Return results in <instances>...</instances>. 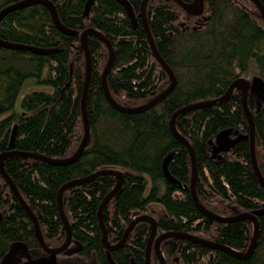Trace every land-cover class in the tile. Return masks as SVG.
Returning <instances> with one entry per match:
<instances>
[{"label":"trees","instance_id":"1","mask_svg":"<svg viewBox=\"0 0 264 264\" xmlns=\"http://www.w3.org/2000/svg\"><path fill=\"white\" fill-rule=\"evenodd\" d=\"M24 1L0 0V12ZM47 1L59 23L75 35L59 31L47 8L40 4L11 11L0 21L1 41L52 51L40 55L0 47V154L13 151L51 161L14 156L4 160L3 170L36 219L46 248L56 250L66 240L57 203L60 189L99 172H116L122 175V187L101 216L109 246L122 240L138 214L154 220L155 239L163 234H179L246 254L253 238V223H221L200 212L190 193V155L172 134L170 120L180 110L221 98L233 82L247 81L254 157L264 181V21L255 4L251 0H202L201 14L194 17L173 0H148L147 27L176 84L155 106L135 114L121 113L106 100L102 74L109 51L96 37L88 36L90 76L85 112L89 137L78 160L62 165L52 162L73 157L84 136L83 32L95 31L112 47L113 63L106 84L118 106L142 107L163 93L170 80L147 41L140 15L143 0H125L135 16V28L115 0H94L86 17L83 13L87 0ZM257 1L264 9V0ZM27 80L51 91L27 94L20 112H16L15 103ZM256 81L261 96L252 90ZM174 125L194 154V189L202 208L223 219L257 213L258 234L252 253L245 259L188 239H167L159 246L164 264H264V187L253 170L250 128L240 91H233L219 105L180 114ZM227 130L243 139L228 152L218 153L215 137ZM172 154L168 174L186 190L164 176L163 162ZM117 181L114 176L104 175L64 191L62 208L70 228L67 251L80 250L51 257L41 249L32 220L0 175V264L15 245L13 264H109L98 210ZM150 233L149 222L136 224L122 247L109 252L111 262L145 264ZM150 264H159L153 250Z\"/></svg>","mask_w":264,"mask_h":264},{"label":"water","instance_id":"2","mask_svg":"<svg viewBox=\"0 0 264 264\" xmlns=\"http://www.w3.org/2000/svg\"><path fill=\"white\" fill-rule=\"evenodd\" d=\"M115 1L118 2L124 8L132 26L135 28L137 23H136L135 16H134L129 4L125 0H115ZM251 1L255 4V6L259 10L261 17L264 21V9H263V7L260 5V3L257 0H251ZM93 2H94V0H87L85 8H84V13H83V15L85 17L88 16L90 7H91ZM147 2H148V0H143L142 6H141L140 15L142 18V23L144 26L145 34H146L150 49H151L153 55L155 56V58L157 59V61L159 62V64L161 65V67L163 68V70L166 72V74L169 77V80H170L169 87L163 93H161L160 95L155 97L152 101H150L148 104H146L142 107L135 108V109H126V108H122V107L118 106L111 99L109 92H108V89H107V84H106V77H107L108 72H109V70L112 66V63H113L112 47L106 41V39H104L100 34L96 33L95 31L87 30V31L83 32L80 36V42H81V46H82V49L84 52L85 63H86V78H85L84 91H83V97H82V114H83V123H84V136H83V140H82L80 146L78 147V149H77V151L73 157H71L68 160L62 161V162H52V163L62 164V165L74 163L81 156L82 151L85 148L87 141H88L89 129H88V123H87V118H86V112H85V99H86V95H87L89 76H90V55H89L87 43H86L88 36L96 37L98 40H100L103 44L106 45V47L109 51V59H108V62L106 64L104 71H103V74H102V88H103L104 96H105L106 100L117 111H119L121 113H127V114H135V113H140V112L146 111V110L150 109L151 107L155 106L157 103H159L162 99H164L167 95H169L173 91L175 84H176L175 76L172 73V71L168 68V66L159 57V55H158V53L154 47L153 41L151 39L149 30L147 27V23H146V19H145V7H146ZM173 2H175L178 6H180L190 16L197 17L201 14L202 0H192V3H190V4H184V3L180 2L179 0H173ZM33 4H40V5H43L47 8V10L49 11V13L52 17L54 25L56 26V28L59 31H61L62 33L67 34V35H72V36L75 35L74 32L66 30L59 23L57 16H56V13L54 11V8L52 7V5L47 0H27V1L15 4L13 6H10L6 9H4L2 12H0V21L9 12L14 11V10H18V9H21V8H24V7L33 5ZM0 47L5 48V49H9V50H16V51H29V52H33V53L40 54V55H47V54H50L52 52V51L38 50V49H35L32 47H27V46L13 45V44L5 43L1 40H0ZM235 90H238L241 93L242 107H243L244 115L246 117V120H247L249 128H250L249 141H250V155H251V162H252L253 170H254V173L256 174L260 184L264 187V181L258 172L256 162H255V157H254V127H253L251 115H250L249 110H248L247 105H246L247 94L250 90V84L247 81L240 79V80L233 82L230 85V87L228 88L225 95L222 96L221 98L217 99V100L205 102V103H201V104H196L194 106H190L188 108H185L183 110L178 111L176 114H174V116L170 120V130H171L172 134L174 135V137L180 141V143L185 147V149L188 151V153L190 155V159H191V163H192V180H191V186H190V193H191V197L193 199L194 204L200 210V212L202 214H204L205 216L209 217L210 219H213V220H215L217 222H221V223H229V222H233V221H237V220H250L253 223V227H254L253 239H252L251 245H250L248 251L246 252V254L240 255V254L235 253V252L228 250L226 248H222V247L216 246V245L207 244V243L198 241L196 239H193L189 236H183V235H179V234H172V233L163 234V235H161L155 239L156 226H155L154 220L151 217H148V216L141 217L138 214H135L136 218L127 228L122 240L114 247L108 246V244L106 242L107 235H106L105 228L103 227V224H102L101 216H102V211H103L104 207L106 206V204L113 198V196L122 187V183H123L122 175L120 173H116V172H99V173H96V174L86 178V179L68 183L60 189L58 196H57V203H58V211H59L60 217H61L62 222L66 228V240H65V243L62 245V247H60L56 250H49L48 248H46V246L44 244V241H43L42 236L40 234L36 219L32 216V214L30 213L28 208L22 202V200H21L20 196L18 195L16 189L12 185V182L10 181L8 176L5 174V172L3 170V162L5 159H7L9 157H14V156L29 157V158H33V159L42 160V161H48V162H51V161H49L45 158H42V157L32 155V154H21V153L13 152V151L2 153V154H0V175L7 182V184L9 185V188L11 189V191L13 192L15 197L17 198L18 202L21 204L22 208L26 211L27 215L32 220L33 225H34V229H35V233H36V237L38 239V242L40 244L41 249L46 254L50 255L51 257H54L55 255H59L63 252H66L68 250L69 245H70V228H69V225L67 223V220L64 217L63 208H62V194L64 193V191L67 190L68 188L72 187V186L79 185L81 183L90 181L96 177L109 175V176H114L118 181H117V184H116V187L114 188V190L110 194H108V196L102 202V204L98 210V222H99V225H100V228L102 231V243L104 245V248L107 251L106 256H107V260H108L109 264H113L110 260L109 252L117 250L120 247H122V245L125 243L128 235H129V233L132 231L133 227L140 222H149L150 226H151V233H150V236H149V239L147 242V247H146L145 264H150V255H151L152 250L156 254V256L158 257L159 264H164V260L160 254V251H159V246L163 241H165L167 239H171V238L188 239V240L197 242L201 245L221 250L223 252H226V253H228L234 257L240 258V259L247 258L252 253V251L255 247V242H256L257 234H258V224H257V220H256V215H258V214L253 213V217L251 215H245L244 214V215L238 216L234 219H223V218H219L217 216L210 214L209 212H207L206 210H204L202 208V206L198 202V199H197L196 194H195V189H194L195 178H196L194 154H193L190 146L178 135V133L176 132V129H175V125H174L175 119L180 114L185 113L186 111H190V110H194V109H198V108H202V107L219 105V104L223 103L224 101H226L230 97L232 92ZM15 131H16V126H14L12 129L10 144H9L10 149L13 148ZM242 139H243L242 137L237 136L236 132L232 134L230 130L222 131L215 137V140H214L216 152L226 153L235 144H237ZM172 157H173V154L170 155L168 158H166L163 162L162 170H163L164 176H165L166 180L168 182H170L171 184H173L174 186L178 187L179 189L186 190L187 188L185 186H182L180 183H178L177 181L172 179L170 177V175L168 174L167 163H168L169 159ZM79 250H80V247H78L77 249L71 250V251H67L66 254L67 255L76 254L79 252Z\"/></svg>","mask_w":264,"mask_h":264},{"label":"rangeland","instance_id":"3","mask_svg":"<svg viewBox=\"0 0 264 264\" xmlns=\"http://www.w3.org/2000/svg\"><path fill=\"white\" fill-rule=\"evenodd\" d=\"M258 81L255 82V84L253 85V92L255 95L257 96H261L262 95V90H261V86H259L257 84ZM256 87H258L256 89ZM39 91H44V92H50L51 89L49 88H46V87H42V86H38L35 81L33 80H27L25 81L24 85H23V88L21 89L19 95H18V98H17V101L15 103V111L16 112H20V104H21V101L22 99L29 93L31 92H39ZM158 210V213L159 214H162L163 213V210L158 207L157 208ZM17 247V245L14 246V248L12 247L11 248V251L9 252V254L7 255L6 259L3 261L4 264H13L14 262V255H15V248Z\"/></svg>","mask_w":264,"mask_h":264},{"label":"bare ground","instance_id":"4","mask_svg":"<svg viewBox=\"0 0 264 264\" xmlns=\"http://www.w3.org/2000/svg\"><path fill=\"white\" fill-rule=\"evenodd\" d=\"M245 215H251L253 217V213L252 214H245ZM255 217V216H254ZM253 239V238H252ZM145 258H146V254H145Z\"/></svg>","mask_w":264,"mask_h":264},{"label":"flooded vegetation","instance_id":"5","mask_svg":"<svg viewBox=\"0 0 264 264\" xmlns=\"http://www.w3.org/2000/svg\"><path fill=\"white\" fill-rule=\"evenodd\" d=\"M107 242V241H106ZM117 245V244H116ZM116 245H113V246H110V247H114V246H116ZM109 246V245H108ZM130 264H133V262H130Z\"/></svg>","mask_w":264,"mask_h":264}]
</instances>
